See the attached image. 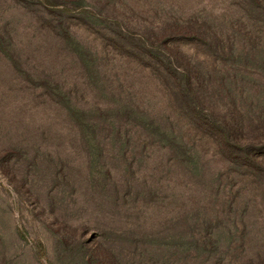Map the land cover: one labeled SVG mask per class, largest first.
I'll return each instance as SVG.
<instances>
[{
  "label": "rangeland",
  "instance_id": "374dc122",
  "mask_svg": "<svg viewBox=\"0 0 264 264\" xmlns=\"http://www.w3.org/2000/svg\"><path fill=\"white\" fill-rule=\"evenodd\" d=\"M236 2L0 0V264H264V174L197 144L193 174L142 127L153 111L178 129L168 58L211 82L198 105L264 114V68L214 65L185 32L238 25Z\"/></svg>",
  "mask_w": 264,
  "mask_h": 264
},
{
  "label": "trees",
  "instance_id": "16d2710c",
  "mask_svg": "<svg viewBox=\"0 0 264 264\" xmlns=\"http://www.w3.org/2000/svg\"><path fill=\"white\" fill-rule=\"evenodd\" d=\"M235 7L240 9L244 16V20H240L238 25L211 31L208 28L189 24L185 28V32L195 38L190 42L194 43L197 50L205 53L206 51L211 52L214 65L221 62L220 67L223 68L222 65L225 67L223 62L230 61L238 55L242 62L253 61L264 68V46L261 44L264 35V0H237ZM141 48L142 51L145 50L149 53L150 59L152 55L159 58L162 53L154 45L146 48L141 46ZM259 55L261 58L258 60ZM82 59L85 64L88 63V59L85 57ZM165 63L161 60L155 62L157 69L154 74L163 87V97L166 99L167 105H163V107L167 110L170 109L175 114V124L178 129L174 127L173 119L170 116L165 117L159 112L151 111L146 124L142 126L151 137L148 139V134L144 133V139L156 138L159 143L165 142L164 148L172 152V158L176 154V158L182 161L193 174L197 171L196 162L192 159L186 146L194 147L195 144L212 148V152H216L225 160L229 167L228 172L235 173V170H246L248 174L246 181L253 182L257 176L264 174V144L255 145V143L264 142L258 140V138H264V131H261L264 126L263 112L254 107L246 109L248 113H244L242 110L238 111L235 101L233 105H228L231 109L223 111V115L212 107L207 110L203 105H198L195 100L211 87L208 78L194 71L193 66L191 69H189V65L183 66V68L173 67L169 58ZM237 76L235 73L234 79ZM221 83L225 84L222 77L217 89L221 87ZM238 88L240 91L242 90L241 87ZM127 109L132 110L133 114L145 112L137 107H126L122 110L123 119L133 117ZM252 111L256 113L250 114ZM151 115H156L161 123L149 118ZM84 127L85 133L88 134L89 131H92L91 125L87 124ZM118 132L120 130L116 131L117 135ZM121 134H123L122 130ZM258 160L261 161L257 162ZM232 169L233 171H231Z\"/></svg>",
  "mask_w": 264,
  "mask_h": 264
}]
</instances>
